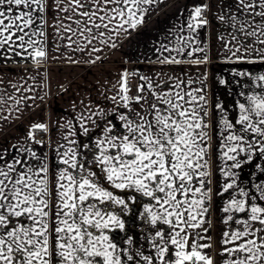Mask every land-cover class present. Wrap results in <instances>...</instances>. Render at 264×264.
<instances>
[{"label":"snow or ice","instance_id":"snow-or-ice-1","mask_svg":"<svg viewBox=\"0 0 264 264\" xmlns=\"http://www.w3.org/2000/svg\"><path fill=\"white\" fill-rule=\"evenodd\" d=\"M156 2L0 0V49L16 56L27 52L34 65L46 61L49 58L46 17L51 10L57 13L53 18L57 21L53 25L56 36L68 40L64 47L72 52H83L96 40L115 48L116 43L109 44L112 33L130 35L129 29L136 30L142 25ZM229 7L235 8L234 15L229 11L226 17L222 11L218 16L221 21L230 19L234 29L228 40L217 37L226 54L224 61L264 63V0H235ZM209 11L208 3L195 5L187 23L189 35L180 37L174 48L158 49L156 61L149 63H158L162 68L173 65L199 68L210 64L211 47L198 39L199 31L210 24L205 15ZM61 12L64 17L59 16ZM91 51L100 49L93 47ZM173 52L176 55H171ZM67 59L77 62L71 55ZM233 74L252 81L249 92L239 94L244 100L237 101L239 115L234 122L224 115L218 121L211 120L213 113H224V107L217 101L209 109L206 71L195 80L191 76L182 79L172 75L160 83L137 71H124L118 91L111 98L127 110L119 113L113 110V119L120 124H114L113 119L105 120L102 134L94 144H77L65 136L74 147L63 152L60 151L63 145L54 149L59 163L65 165L58 174L50 175L48 155L38 156L31 147L20 146L12 163L0 152V264H214L213 257L204 251L213 248L210 235L213 136L209 129L214 123L222 126L218 133V159L219 172L226 180L216 194L230 195L221 209L226 214L222 223L229 230L222 233L219 255L232 257L223 260V264H264V177L252 185L254 191L250 192L238 183L239 174L234 171L251 162L254 151L264 158V74L238 70ZM157 75L167 74L161 71ZM130 76H138L144 82L136 86L135 95H130ZM197 82L200 86L192 88ZM219 83L227 81L220 79ZM93 115L108 113L101 110ZM86 119L97 123L91 116ZM80 127L88 136L89 128L84 123ZM36 131L48 132L49 127L33 123L26 138L43 146V141L35 138ZM80 148L87 151L81 155ZM242 153L245 158L238 159ZM227 161L232 163L229 165ZM257 167L264 173V166ZM137 194L148 198L140 217L155 229L153 235L145 237L150 240L154 254L120 247L110 235L116 229H125L121 216L131 211L130 205L139 203ZM108 205L119 212L110 210ZM236 214L242 216L238 218ZM161 224L167 225L168 230H162ZM232 224L239 227L233 229ZM192 230H198L195 238ZM200 240L207 242L201 244ZM126 242L129 246L133 244L131 238Z\"/></svg>","mask_w":264,"mask_h":264},{"label":"crops","instance_id":"crops-1","mask_svg":"<svg viewBox=\"0 0 264 264\" xmlns=\"http://www.w3.org/2000/svg\"><path fill=\"white\" fill-rule=\"evenodd\" d=\"M204 3H208L211 8V11L205 13L210 24L199 31L198 39L202 44H208L211 47V63L199 68L188 65L163 66L162 68L158 63H149V60L156 61L160 54L158 49L174 48L180 37L189 35L187 30L189 14L195 5ZM234 3L235 0H157L145 15V22L136 30L129 29L130 35L121 32L119 36H116L112 33L113 40L109 44L116 43L117 47L112 48L96 40L83 52H72L64 47L69 43L68 40L57 38L53 28V25L57 23L53 19L57 13L51 10L46 17L48 20L46 44L49 53L46 61L34 65L27 52L16 56L10 51L0 49V152L5 154V160L12 163V158L17 156V149L20 146L31 147L38 156L47 154L50 159V175L58 174V170L64 168L65 165L59 163V157L54 149L63 145L60 148L63 152L68 147H74L64 139L65 136H68V140H75L77 144H94L95 139L102 134L105 120L113 119V110L115 109L116 113L127 111L111 99L118 91V81L124 71L129 73L137 71L141 75L152 77L156 83L167 79V76H181V69L184 73L181 76L182 79L191 76L194 80L197 79L199 73L206 71L208 79L205 83L209 109L211 110L212 104L217 101L224 107V113H213L211 120L218 121L219 117L224 115L229 121L234 122L239 115L237 101L243 102L244 100V97L239 94L248 93L249 86L252 85L250 78L234 76V71H247L253 75L264 74V63L224 61L226 54L223 52L222 42L217 37L224 36L225 40H228L234 29L230 19L221 21L218 16L222 11L226 17L229 11L234 15L235 8L229 7ZM59 16L64 17L65 14L61 12ZM83 43L81 39V46ZM57 44L61 47L57 48ZM93 47L99 48L100 51L92 52ZM217 53L220 55L218 56ZM69 55L73 61L77 62H70L67 59ZM164 55H169V53L164 52ZM171 55H176V53L173 52ZM5 56L10 58L5 60ZM172 69H175V72ZM161 71L167 75L158 76L157 73ZM133 79L136 85L144 83L139 80L138 76ZM220 79L226 80L227 83L220 84ZM199 86V82L191 85L192 88ZM135 94L136 92L130 95ZM101 110H105L108 115H93ZM81 116L85 118L83 121L78 119ZM88 116H91L92 120L97 123L93 124L87 120ZM33 123H45L49 127V131L46 132L47 140L43 141V146L26 139ZM81 123L89 128L88 136L83 134ZM113 123L119 125L120 121L113 119ZM69 124L71 127H68ZM220 127L214 123L209 129L210 135L213 136L211 150L213 197L210 216L213 248L204 251L213 257L214 264H223V260L232 259L231 256L221 257L219 255L222 250L220 244L222 233L229 230L228 226L222 223V218L226 217V214L221 209L230 199L229 193H224L222 196L216 194L219 186L226 182L219 172L221 166V161L218 159ZM116 130L120 131L119 127ZM70 132H74L75 135H69ZM227 134L225 131L224 135ZM86 151L82 148L78 149L81 155ZM245 156L246 154L242 153L238 159H244ZM25 158L28 157L25 156ZM231 163L232 161H227V164ZM258 165L264 166V158L254 151L251 162L244 163L241 169H234L239 174L238 183L250 192L254 191L252 185L259 183L260 178L264 177ZM137 196L139 203L130 205L131 211L121 216L125 222V229L123 231L116 229L110 235L120 247H131L133 251L142 250L145 255L154 254L155 250L151 248L150 240L145 237L153 235L155 229L140 217L143 204L148 202V198L141 197L139 194ZM106 207L119 212V209L114 206ZM236 215L238 218L242 216V214ZM231 227L235 229L239 225L232 224ZM160 228L164 231L168 230L167 225L161 224ZM195 231L198 230H192L193 238H195ZM127 238L133 240L131 246L127 244ZM206 242L205 240L199 241L201 244Z\"/></svg>","mask_w":264,"mask_h":264},{"label":"built area","instance_id":"built-area-1","mask_svg":"<svg viewBox=\"0 0 264 264\" xmlns=\"http://www.w3.org/2000/svg\"><path fill=\"white\" fill-rule=\"evenodd\" d=\"M129 83L132 86V92L130 94H134L136 92V86L137 85H136L133 77H129ZM35 138H36V140L45 141V140H47V134H46V132L36 131L35 132Z\"/></svg>","mask_w":264,"mask_h":264}]
</instances>
